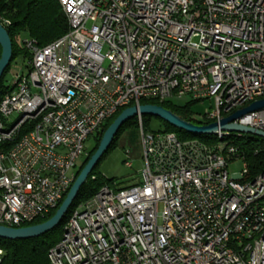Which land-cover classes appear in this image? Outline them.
Listing matches in <instances>:
<instances>
[{
	"label": "built area",
	"instance_id": "1",
	"mask_svg": "<svg viewBox=\"0 0 264 264\" xmlns=\"http://www.w3.org/2000/svg\"><path fill=\"white\" fill-rule=\"evenodd\" d=\"M57 2L68 32L42 46L24 38L25 64L0 96L5 227L57 207L87 138L122 107L208 100L200 119L217 123L264 98V0ZM234 123L264 132V110ZM139 129V181L77 205L49 264H264V170L249 179L232 139L245 135L206 144ZM237 161L244 170L229 176Z\"/></svg>",
	"mask_w": 264,
	"mask_h": 264
},
{
	"label": "trees",
	"instance_id": "2",
	"mask_svg": "<svg viewBox=\"0 0 264 264\" xmlns=\"http://www.w3.org/2000/svg\"><path fill=\"white\" fill-rule=\"evenodd\" d=\"M1 21H7L9 24L5 25L8 36L12 43V58L9 61V65L0 79V96L5 91L6 87V74L11 69L13 62L17 58H21L22 61L27 59V52L22 49L23 47L18 44V40L21 41L24 38H29L35 40L38 44L46 45L51 41L61 37L64 33L68 32V24L66 18L59 8L57 0H0V23ZM1 53V50H0ZM197 102L189 101L183 106L175 104L173 101L158 102L155 100H139V105H157L163 107V109L169 110L179 116L181 119L191 122L195 125H208L210 122L207 121H195L192 118L191 107ZM122 107L109 117L100 128L91 136L94 143L90 151L85 152L79 168L76 170L75 177L78 176L79 172L82 170L84 165L90 159L94 151L97 149L100 142V137H102L104 131L107 129L109 124L122 112V110L131 107ZM150 121H157L160 124L161 130L163 132L174 133L179 140H189L197 139L206 144H214L217 141L215 136H205V135H194L186 133L182 130L176 129L167 123H163L162 120L151 117V116H141L140 118H132L126 123H124L114 140L107 150H112L118 141V137L121 136L126 130L136 129L138 130L139 124L145 131H154L150 128ZM234 139L235 146H238L244 155L245 164L247 172L249 174V179L264 170V150L263 145H257L256 139L249 135L242 136L241 138ZM106 152V153H107ZM105 156V155H104ZM103 156V157H104ZM102 157V158H103ZM101 158V159H102ZM100 159V160H101ZM99 163V162H98ZM97 165V164H96ZM73 177V179L75 178ZM87 180L81 186L78 191L77 197L70 205L67 214L62 218L61 223L53 230L46 232L44 235L27 240H5L0 239V249L2 250L1 264H49L47 260V252L61 237L62 228L69 218L70 214L73 212L77 205L85 202L90 197H92L97 190L102 186L108 185L113 186V179H106L99 175L97 171V166L92 170ZM75 180V179H74ZM117 186H123L124 183H118ZM67 194V193H66ZM66 194L62 197L59 204L63 201ZM52 210L48 215L43 218L35 219L30 223L22 224L20 227H27L31 225H36L47 221L51 218L58 206Z\"/></svg>",
	"mask_w": 264,
	"mask_h": 264
},
{
	"label": "water",
	"instance_id": "3",
	"mask_svg": "<svg viewBox=\"0 0 264 264\" xmlns=\"http://www.w3.org/2000/svg\"><path fill=\"white\" fill-rule=\"evenodd\" d=\"M12 43L8 36L6 29L0 23V79L1 75L5 72L9 65V61L12 58ZM264 110V98L253 101L245 108L237 110L223 119H220L219 122L210 123L208 125H195L191 122H187L177 116L175 113L163 109L161 106L157 105H133L128 107L113 120L111 124L104 131L102 137H100V142L98 144L97 149L94 151L90 159L87 161L86 165L79 172L78 176L73 180L72 185L69 190L66 192V196L58 205V209L55 214L47 219V221L43 223H39L36 225H31L27 227L20 228H12L5 227L0 225V239L5 240H27L38 238L44 235L46 232H49L55 229L62 221V218L67 214L70 205L73 203L75 198L77 197L78 191L81 186L87 180L86 178L92 172V170L97 166L100 159L106 154L107 150L110 148L114 136H116L117 132L121 128V126L129 121L130 119L136 117L140 118L141 116H151L158 118L163 121V123H167L170 126L182 130L186 133L194 134V135H205V136H214L218 131L221 132H230V133H240L244 135H249L251 137H256L264 140V132L260 130H255L253 128L240 126L234 121L236 119L243 118L244 115Z\"/></svg>",
	"mask_w": 264,
	"mask_h": 264
},
{
	"label": "rangeland",
	"instance_id": "4",
	"mask_svg": "<svg viewBox=\"0 0 264 264\" xmlns=\"http://www.w3.org/2000/svg\"><path fill=\"white\" fill-rule=\"evenodd\" d=\"M18 44L22 46V42L20 39L18 40ZM13 63L15 65L18 64L19 66L22 67L25 64V62L22 61L21 58H17L16 61H14ZM16 72L24 73V71L21 69L16 70L15 73ZM172 101L179 106H183L185 103L189 102V100L186 98L180 100L173 99ZM211 105L212 103L209 102L208 100H205L203 104L200 102L195 103L191 107L192 118L195 121L202 122L203 120L200 119V116L204 113L205 110H209V106ZM13 118L14 117H12V119ZM149 123L151 130L156 131L162 129L160 124L157 123V121H150ZM139 135H140V129L138 127V130L129 129L126 130L121 136H119L116 146L112 150H109L97 164V171L99 175H101L103 178L106 179H113L114 183L116 184L124 183V185L127 184L131 185L132 183L139 181L140 177H138L139 175L137 174V172L141 168V163H139L140 162ZM254 138L256 139L257 145H264V140L256 137ZM87 139L88 140L85 142V151H83L84 153L90 151L94 143L91 137H88ZM125 149L130 152V157H131L130 160L132 164L131 169L125 168L124 165L122 164L123 161L125 160V154H124ZM82 158H80L77 161L76 164L77 169L79 168V164H81V161H83ZM243 170H244V163L242 161H237L229 164L227 173L229 176H231Z\"/></svg>",
	"mask_w": 264,
	"mask_h": 264
}]
</instances>
